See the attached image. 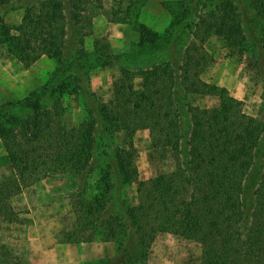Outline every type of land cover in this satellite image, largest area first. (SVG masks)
Masks as SVG:
<instances>
[{"label":"rangeland","instance_id":"obj_1","mask_svg":"<svg viewBox=\"0 0 264 264\" xmlns=\"http://www.w3.org/2000/svg\"><path fill=\"white\" fill-rule=\"evenodd\" d=\"M258 1L264 3V0H75L74 6L79 5V9L74 12L75 25L69 28L67 38V46H72V50L60 63L43 56L25 67L10 54L8 46L0 44V131L7 137L0 136V183L16 177L10 148L17 153L20 149L23 153L35 150L34 144L22 141L19 132L22 121L35 109L44 111L41 126L46 122L57 125L50 133L61 130L60 123L67 129L80 125L88 117L90 121L96 120L97 143L100 146L104 141L110 155L101 158L98 167L123 168L126 162L122 151L128 147L129 133L113 120L103 118L100 111L119 96H124L122 99H126L134 111L136 104L127 97L131 89L143 92L146 73L153 68V72L158 67L163 68L160 69L163 73L173 61L180 64L197 32L192 76L195 74L242 102L244 113L264 127V14L260 9L262 2L258 4ZM36 2L0 3V25L19 26L26 14L36 13L32 8ZM222 2L230 5L234 19H238L241 26L244 40L238 49L228 45L230 35L226 24L230 23V18L226 20L228 15L223 12ZM71 51H75L74 56ZM204 59L208 62L206 65ZM84 79L88 81V92L84 90ZM185 97L192 106L208 110L217 108L221 101L215 95L190 93ZM54 105L62 117L56 118L57 114L48 110ZM44 117L47 118L44 120ZM36 130L33 125L28 132ZM134 144L140 181L175 170L173 150L156 146L150 130H139ZM54 149L46 152L47 161L41 163H51ZM116 156L118 159L120 156L119 166ZM51 167L50 172L40 174L39 181L10 199L16 213L15 222L0 216V246L13 257L12 263L0 261V264H103L111 261L117 254L114 242L101 239L82 242L72 204L79 179L72 174H57ZM263 170L264 134L247 180L248 197L253 196ZM116 174L114 172L110 179L120 178ZM104 178L95 172L89 175L88 183L94 186ZM123 179L126 185L120 191L122 200L132 207L137 201L136 184L131 178ZM119 203L115 206L118 213L123 209ZM2 253L4 250L0 249ZM201 256L198 243L164 233L156 238L147 263L201 264Z\"/></svg>","mask_w":264,"mask_h":264},{"label":"trees","instance_id":"obj_2","mask_svg":"<svg viewBox=\"0 0 264 264\" xmlns=\"http://www.w3.org/2000/svg\"><path fill=\"white\" fill-rule=\"evenodd\" d=\"M74 5L75 0H37L32 5L36 13L26 14L19 26L0 25V44L8 46L10 54L25 67L43 56L60 63L72 50V46H67V38L69 28L75 25L74 12L79 9V5ZM221 5L225 16L228 15L226 20L230 18L226 24L228 45L238 49L244 40L241 26L230 5L224 2ZM198 36L199 32L195 33L180 64L173 61L163 73L160 71L163 68L154 72L153 68L146 73L143 92L131 89L127 97L136 104L134 111L122 99L124 96L100 111L103 118L113 120L129 133L128 147L122 151L126 162L123 168L119 166L120 156L119 159L116 156L119 167H98L99 160L110 155L104 141L100 146L97 143L96 120L90 121L88 117L80 125L67 129L60 123L61 130L50 133L57 125L46 122L41 126L44 111L35 109L19 128L22 141L34 144L35 150L23 153L20 149L17 153L8 144L16 177L0 183V216L15 222L10 199L39 181L40 174L50 172L52 166L57 174H72L79 179L72 204L82 242L101 239L117 245L116 256L103 264H148L156 238L164 233L198 243L202 249L201 264H264V170L253 196L246 193L264 127L244 113L242 102L195 74L192 76L193 49ZM71 54L74 56L75 51ZM70 62L73 64L74 60ZM204 63H208L206 59ZM151 72L155 79L153 76L148 79ZM84 84L88 92L87 79ZM190 93L219 96L220 105L213 110L194 107L185 97ZM48 110L56 113V118L62 117L57 105ZM33 125L38 130L28 132ZM144 129L151 131L156 146L173 150L176 168L140 181L134 136ZM0 136L6 137L1 131ZM53 147V158L48 160L51 163H41L47 161L44 156ZM95 172L105 178L89 185L88 177ZM114 172L120 178L111 180ZM125 177L136 184L137 201L132 207L126 206L120 193L126 185ZM117 202L123 208L119 213L115 210ZM0 249L4 250L0 261L12 263L11 253L4 246Z\"/></svg>","mask_w":264,"mask_h":264}]
</instances>
